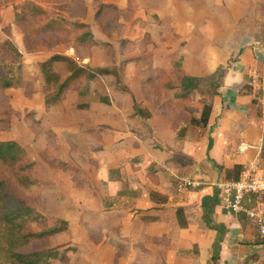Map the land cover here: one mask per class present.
Instances as JSON below:
<instances>
[{
    "label": "crops",
    "instance_id": "crops-1",
    "mask_svg": "<svg viewBox=\"0 0 264 264\" xmlns=\"http://www.w3.org/2000/svg\"><path fill=\"white\" fill-rule=\"evenodd\" d=\"M29 3L45 11L42 17L34 20L33 25L61 20L70 34H62L56 29L41 32L40 35L28 33L19 19ZM100 3L116 7L113 23L105 9L98 13ZM142 5L146 6L143 9L151 11L150 15H146V20L150 16L152 22L139 18ZM78 22L88 24L97 41L108 42L111 46L106 48L75 44V50L73 44L64 41L43 40V37L62 34L75 43ZM136 22L138 36L133 37L128 31ZM128 24L127 33L124 34L123 30ZM224 28L227 32H223ZM30 34L33 36L32 44L28 40ZM146 36L148 43L141 44ZM161 36L169 39L166 43L157 45ZM177 36L195 39L211 37L213 41L210 46L215 52L223 50L232 54L234 59L214 62L217 60H214L212 53L204 52L207 43H203V49L192 55L187 49L188 45L182 49L179 46L173 47L177 43L172 38ZM224 36H227V40H224ZM0 42H10L18 57L23 58L18 63L20 71L17 74L0 72V77H7L9 80L14 77L18 83L17 87H0V100L6 101L9 107L6 116L9 119L6 122L8 125L6 129L0 130V134L11 130L14 125L13 117L22 113L19 116L26 123L35 126L36 137L44 135L46 146L59 150V140L62 138H59L58 121L54 119L57 111L55 107L46 106V89L54 84L60 87L71 73L64 61L47 65L45 63L54 55L60 54L91 67L106 68L125 64V81L122 82L123 86L115 87L117 96L110 97L112 105H105L88 97V100L82 102L88 106L81 109L78 107V100L85 97L79 99L80 90L71 88L75 81L64 89V99L58 96L57 100L63 101L60 114L65 122L70 121L71 115L63 107H69L66 103L76 98L75 107L84 112V118L89 122L85 128L86 131L89 130V137L99 143L101 148L114 149L118 155L106 162L108 182L124 181L125 171L132 170L134 173L141 168L145 170L146 178L156 185L170 180L172 175L179 177L181 174L200 181V186L190 189L186 195L188 198L182 199L172 209L174 225L183 236L178 240L179 246L187 247L198 243L201 247L199 256L188 259L189 264H210L216 245H219V264H264V235L245 214L227 212L215 187L217 181L228 179L227 168L241 165L244 169L256 156L261 159L264 171V97L262 102L254 99L250 84L251 70L258 69L264 73V0H159L157 3L155 0H0ZM217 43L221 46L218 44L217 47ZM142 46L152 52V66L155 69H161L162 65L168 72L171 70L166 79L177 87L181 86L184 75L206 77L224 65V71L216 80V92L212 95L204 92V81H201L200 89L195 90L194 100L190 102L194 108L192 111L186 103L176 98L174 89H158L157 86L146 85L137 61L143 55ZM156 46H162L165 51L167 60L164 64L158 61L156 52L159 47ZM74 50L83 51L82 58L80 55L74 56ZM176 61H180L178 71L181 76L176 74L177 78H173L172 73H177V67H174ZM191 61L194 63L190 64ZM3 62L5 61H0V70L10 68L8 60L7 64ZM27 69H33V74L36 75L32 78V89L27 88V76L30 77ZM133 73L138 75V80H133ZM124 86L130 91L122 89ZM71 90L77 93L68 96ZM165 90L169 91L168 94ZM204 97L209 100L204 102ZM18 100L24 103L19 104ZM136 101L151 113L150 117L141 118L135 114ZM206 103L210 110L205 114V120H202L203 106ZM199 114L201 118L194 120ZM26 117H31L32 120L27 121ZM63 126L65 131L71 128ZM244 142L252 144L253 148L239 153L237 147ZM122 152L132 159L139 157L140 164L135 165L129 161L125 166L126 162L121 158ZM50 163L60 166L65 164L56 156ZM108 199L103 198L105 209L113 210L114 206H110ZM152 202L141 206V209L149 211L146 220L142 217L140 219L146 221L148 228L159 231L146 240H152L153 243L155 241L156 244H169L168 223L165 218L158 217L159 210H155L157 207ZM167 204L164 201L162 205ZM247 204L264 214V196L252 195ZM179 207L183 208V224L177 216ZM205 215L209 216L210 223ZM193 217L198 218V221ZM122 257L121 254L115 259L122 260ZM180 261L185 263L184 258H180Z\"/></svg>",
    "mask_w": 264,
    "mask_h": 264
},
{
    "label": "rangeland",
    "instance_id": "rangeland-1",
    "mask_svg": "<svg viewBox=\"0 0 264 264\" xmlns=\"http://www.w3.org/2000/svg\"><path fill=\"white\" fill-rule=\"evenodd\" d=\"M158 1L155 0V3ZM145 7V5L140 7L142 13H140L139 18L148 22L152 19L149 16V20H146V15H150L151 11L143 9ZM113 14L115 15L116 13L113 12ZM33 23L34 21L30 20L28 24ZM136 24L137 22L129 29L128 34L130 36H138ZM128 26L129 24L123 30L124 34L125 32L127 33ZM223 32H227L225 28ZM44 39L52 42L64 41V43L73 44L75 47V43L71 42L69 37L62 34L43 37ZM167 39L169 38L162 37L156 44H164L167 42ZM192 39L195 41L192 42ZM172 40H174V43H177L176 46H173L175 48L179 46L182 49L188 45L187 49L192 55L199 49H203V43H207L208 45L204 47V49H207L204 52L212 53L214 60H217L214 62H224L227 59H234L232 54L223 50L215 52L210 46V42L213 41L211 37L195 39L177 36L172 38ZM224 40H227V36H224ZM218 44L220 45V43L216 44L217 47ZM157 47H159L156 52L158 61L164 64L167 60L164 55L165 51L162 46ZM75 50L74 56L80 55L81 57L83 51ZM84 50L86 51V49ZM144 57H146L144 58V63L148 68L146 70L148 76L155 77V80L158 77V80H162L170 76L171 70L168 72V69L162 68V65V70L160 68L159 70H155L150 66L148 55L145 54ZM22 59L21 56L18 57V53L10 42H0V61H5L3 64L10 62L8 63L10 64V68L6 67L0 70L2 74H9V72L17 74L20 71L18 63ZM7 60L8 62H6ZM193 63L194 61L190 62V64ZM124 65L106 67L109 71L101 73L95 82L86 79L82 76L83 74L81 75L82 78L76 79L71 88H78L80 90L79 99L85 97L78 100L79 105L88 100V97L91 100L95 99L102 104L110 105V97L117 96L115 87L123 86L122 82L125 81ZM179 66L180 61H176L174 67H177V70H175L177 73L174 75L172 73L171 76L173 78H177L176 74L181 76L180 71H178ZM223 66L220 72L224 71L223 68L225 66ZM95 68L99 71V67ZM206 70H209V68ZM33 72V69H27V73L30 75V77L27 76V88L29 89H32V78L36 76ZM133 76H135L133 78L134 81L138 80L137 74L133 73ZM158 84L159 82H155V86ZM215 84L216 78L208 77L204 81V92L208 91L212 95ZM46 91V106L48 108L55 107L57 111L54 119L59 124L58 131L60 134H57H59V138H62V140H59V150L46 146L47 142L44 135L40 134V136L36 137L35 126L31 123H26L22 116H19L22 113H17L13 117L14 125L11 126V130L6 132V134H0V139H11L19 145H24L38 161L30 188H26L18 183L19 181L15 178L16 171H14L13 167L4 168V175L10 178L14 191L27 199L31 206L44 211L49 217L50 224H54L61 219H66L69 222L70 230L68 232L55 236L50 242H46L45 240L37 241L33 244V247L48 246V243H51L53 247L63 245L61 250L71 248L69 251L71 262L61 263L59 260H52V264H189V258L199 256V249L201 247L198 246V243H193L187 247L179 246V241L183 236L177 229V226L174 225L175 220L172 209L182 199L186 200L188 198L186 195L190 189L179 190L177 187L178 177L176 175H172L170 180H165L157 185L151 183L146 178L145 170L142 168L134 173H132V170L125 171L126 179L124 181L108 182L106 180V162L108 163L118 156L115 150L101 148L99 143L89 137V130L86 131L85 129L88 127L89 122L86 121L87 118H84L86 116L84 112L75 107L77 104L76 98L70 99L66 103L69 107H63L64 111L71 115L70 121H67L71 123H67L60 114L62 110L61 103L64 99L62 97L65 96L64 90L61 91L60 87L54 84L51 87H47ZM71 91L68 96L77 93L74 90ZM165 92L168 94L169 91L165 90ZM58 96L62 99L61 101L57 100L59 99ZM198 100L201 101L199 97ZM208 100L207 97H204V102ZM18 101L19 104L24 103V101ZM48 103L51 105H48ZM203 109L202 120H205L204 116L209 112L210 106L206 103ZM8 112V103L0 101V118L6 117ZM197 117L201 118V114L197 115L194 120H198ZM26 120H32V118L26 117ZM7 125L6 122H0V129H6ZM63 125L71 128L66 129V132ZM123 153L125 152H122L121 158L126 162L125 166L128 165L129 161L135 165L140 164L139 157L132 159L128 154L123 155ZM55 156L60 158L65 164L63 166L52 165L50 160ZM117 166H120V164ZM126 192L132 193L127 194ZM104 197L109 198L108 203H110V206H114L113 210L105 209V205L103 204ZM143 201L144 205H148L153 201V205L157 207L155 210H159L157 214L160 215L158 217L165 218L169 226L167 233L170 239L169 244H156L155 241L153 243L152 240H146L147 238L150 239L153 234L158 233L159 230H152L148 228L146 221L143 222V220H146V214L149 211L141 209V206H144ZM164 201H167L168 204L162 205ZM191 214L195 215V213ZM137 216L138 219L136 220ZM141 217L143 220L140 219ZM193 219L198 221V218L193 217ZM121 254L123 255L122 260H116L115 258ZM180 258H184L185 263L181 262Z\"/></svg>",
    "mask_w": 264,
    "mask_h": 264
},
{
    "label": "trees",
    "instance_id": "trees-1",
    "mask_svg": "<svg viewBox=\"0 0 264 264\" xmlns=\"http://www.w3.org/2000/svg\"><path fill=\"white\" fill-rule=\"evenodd\" d=\"M105 9L109 13L110 21L113 23L114 15L116 13V7L111 4L100 3L99 12ZM45 11L29 3L25 6L23 15L20 17L19 21L24 25L28 33L39 34L41 32L45 33L51 29H56L62 34H70L68 30L64 27L61 20L47 21L43 25H33L28 24L30 20H35L37 17H42ZM109 21V23H111ZM35 22V21H34ZM77 35H75V44L78 45H92L101 47H110L111 44L108 42L97 41L88 24L77 23ZM30 37V38H29ZM28 40L30 43L33 40V36L30 34ZM147 37L142 40L141 44L146 45ZM143 48V46H142ZM148 55L150 58V66L153 62V54L146 47L143 48L142 57L138 58V62L142 69V73L146 79V85L155 86L158 78H152L146 73L147 65L144 63V55ZM64 61L66 63V68L69 69L70 75L64 80L60 86V90H66L76 79L82 78L84 76L88 80H95L101 73H107L106 68H98L99 71L94 69V67L88 64H79L73 58L56 54L45 64H51L53 62ZM44 64V65H45ZM106 69V70H105ZM155 69V68H154ZM157 70V69H155ZM109 71V70H108ZM83 74V75H82ZM82 75V76H81ZM220 70L216 71L212 75L206 77H195L184 75L181 86L177 87L172 84L171 80L162 79L159 80L157 85L158 89L160 87L172 88L175 90L176 98L180 101L186 103L188 108L194 111L190 102L194 100L195 90L200 89L201 81H205L208 77L217 78L220 77ZM213 81V80H212ZM17 87V79L11 77L7 79L0 77V87ZM122 89L130 91L127 86L122 87ZM157 89V90H158ZM159 91V90H158ZM208 92V91H207ZM216 92V85L212 91V94ZM158 93V92H157ZM1 101V100H0ZM6 102V101H4ZM88 106L87 103L78 104L79 108H84ZM135 114L141 118L150 117L151 113L141 107L137 101L134 105ZM9 119L6 117L0 118V122H7ZM1 130V129H0ZM37 159L36 157L24 146L17 144L14 140H0V262L1 264H52V260H59L62 262H71V257L69 251L71 248H65L61 250L60 246H48L33 247V244L37 241L50 242L52 238L60 233L69 231V222L65 219H61L54 224H50L49 219L45 213L40 209L31 206L29 201L19 195L14 191L10 178L4 175V168L13 167L16 171L15 178L19 181L18 183L24 187L30 188L32 185L33 177L36 172ZM243 167L241 165H236L234 168L226 169V176L228 179H239ZM31 184V185H30ZM177 216L180 223L183 224V208L179 207L177 209ZM206 220L209 222V216L205 215ZM210 223V222H209ZM221 236L219 237V240ZM220 253L219 245L215 246L214 252L212 253L210 264H219Z\"/></svg>",
    "mask_w": 264,
    "mask_h": 264
},
{
    "label": "built area",
    "instance_id": "built-area-1",
    "mask_svg": "<svg viewBox=\"0 0 264 264\" xmlns=\"http://www.w3.org/2000/svg\"><path fill=\"white\" fill-rule=\"evenodd\" d=\"M250 84L254 99L263 101L264 97V73L258 69L250 72ZM252 144L241 143L237 149L244 153ZM200 186V181L189 175L178 177L179 190L195 189ZM220 194L223 208L229 213H243L252 220L259 231L264 235V214L257 208L247 204L252 195L264 196V171L261 159L256 156L243 169L239 179H224L215 183Z\"/></svg>",
    "mask_w": 264,
    "mask_h": 264
}]
</instances>
